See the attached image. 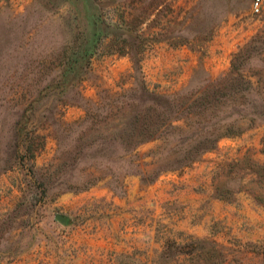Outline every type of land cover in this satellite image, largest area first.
Returning a JSON list of instances; mask_svg holds the SVG:
<instances>
[{
  "label": "rangeland",
  "instance_id": "374dc122",
  "mask_svg": "<svg viewBox=\"0 0 264 264\" xmlns=\"http://www.w3.org/2000/svg\"><path fill=\"white\" fill-rule=\"evenodd\" d=\"M253 2L0 0V264H264ZM235 54L243 105L212 150L177 167L194 130L113 139L142 87L195 95Z\"/></svg>",
  "mask_w": 264,
  "mask_h": 264
},
{
  "label": "trees",
  "instance_id": "16d2710c",
  "mask_svg": "<svg viewBox=\"0 0 264 264\" xmlns=\"http://www.w3.org/2000/svg\"><path fill=\"white\" fill-rule=\"evenodd\" d=\"M244 51L246 49H242ZM239 56L234 55L230 71L222 79L208 83L195 95L190 92L163 96L149 93L142 87L138 103L128 107L131 116L121 123L113 139L124 152H132L137 146L150 141H166L180 127L194 130L190 138L179 140L181 145L191 144L181 158L175 160L177 167L193 163L201 154L212 150L217 140L231 131L228 126L240 116L238 108L243 105L245 88L237 85L238 79L242 83V76L237 74L238 64L235 63ZM126 114L121 112V118ZM233 115L236 118H232ZM222 128L224 132L221 133Z\"/></svg>",
  "mask_w": 264,
  "mask_h": 264
},
{
  "label": "built area",
  "instance_id": "2783aa9c",
  "mask_svg": "<svg viewBox=\"0 0 264 264\" xmlns=\"http://www.w3.org/2000/svg\"><path fill=\"white\" fill-rule=\"evenodd\" d=\"M259 2H260V0H254L253 5H254L255 9H257Z\"/></svg>",
  "mask_w": 264,
  "mask_h": 264
},
{
  "label": "water",
  "instance_id": "95a60500",
  "mask_svg": "<svg viewBox=\"0 0 264 264\" xmlns=\"http://www.w3.org/2000/svg\"><path fill=\"white\" fill-rule=\"evenodd\" d=\"M55 219L62 222L65 220L64 218H61V216L59 215L55 216Z\"/></svg>",
  "mask_w": 264,
  "mask_h": 264
}]
</instances>
